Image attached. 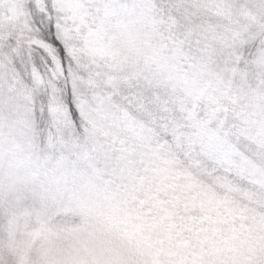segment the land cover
<instances>
[{
	"label": "snow or ice",
	"instance_id": "snow-or-ice-1",
	"mask_svg": "<svg viewBox=\"0 0 264 264\" xmlns=\"http://www.w3.org/2000/svg\"><path fill=\"white\" fill-rule=\"evenodd\" d=\"M0 264H264V0H0Z\"/></svg>",
	"mask_w": 264,
	"mask_h": 264
}]
</instances>
